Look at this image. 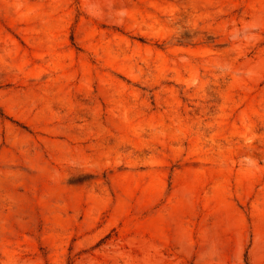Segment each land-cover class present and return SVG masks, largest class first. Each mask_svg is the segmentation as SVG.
<instances>
[{
	"label": "rangeland",
	"instance_id": "obj_1",
	"mask_svg": "<svg viewBox=\"0 0 264 264\" xmlns=\"http://www.w3.org/2000/svg\"><path fill=\"white\" fill-rule=\"evenodd\" d=\"M0 264H264V0H0Z\"/></svg>",
	"mask_w": 264,
	"mask_h": 264
}]
</instances>
